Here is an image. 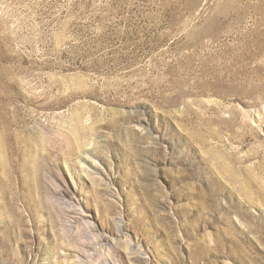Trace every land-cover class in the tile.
I'll return each instance as SVG.
<instances>
[{"label": "rangeland", "instance_id": "374dc122", "mask_svg": "<svg viewBox=\"0 0 264 264\" xmlns=\"http://www.w3.org/2000/svg\"><path fill=\"white\" fill-rule=\"evenodd\" d=\"M0 264H264V0H0Z\"/></svg>", "mask_w": 264, "mask_h": 264}]
</instances>
